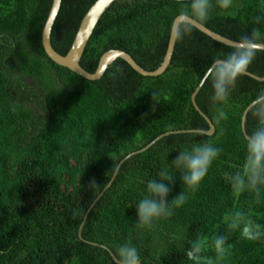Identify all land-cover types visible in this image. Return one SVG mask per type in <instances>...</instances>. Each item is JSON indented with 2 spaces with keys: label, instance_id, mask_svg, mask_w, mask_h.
Returning a JSON list of instances; mask_svg holds the SVG:
<instances>
[{
  "label": "trees",
  "instance_id": "trees-1",
  "mask_svg": "<svg viewBox=\"0 0 264 264\" xmlns=\"http://www.w3.org/2000/svg\"><path fill=\"white\" fill-rule=\"evenodd\" d=\"M50 1L0 0V264H118L106 248L117 258L125 244L136 248L139 264H196L185 256L195 240L205 248L199 264H264V235L244 239L225 219L242 212L264 233V184L237 195L230 179L242 171L246 156L241 111L264 91V79L241 75L222 102L211 100V81L203 80L194 101L211 120L212 133L161 134L207 129L189 94L212 60L234 46L192 26L190 34L175 39L161 73L140 74L116 57L98 78L86 79L42 50L40 29ZM92 1L60 0L49 33L54 50L66 51ZM211 2L209 18L200 23L234 40L256 30L264 43V0H232L227 9ZM188 4L111 1L79 64L91 72L101 52L118 48L153 69L172 18L188 11ZM246 71L264 74V50ZM220 111L226 118H219ZM256 127L247 110L245 132L250 136ZM203 143L220 151L191 191L171 162L179 151ZM161 171L174 178L166 200L180 192L187 199L171 216L139 227L135 205L147 194V182L161 179ZM217 235L226 237L223 258L215 251Z\"/></svg>",
  "mask_w": 264,
  "mask_h": 264
},
{
  "label": "clouds",
  "instance_id": "clouds-1",
  "mask_svg": "<svg viewBox=\"0 0 264 264\" xmlns=\"http://www.w3.org/2000/svg\"><path fill=\"white\" fill-rule=\"evenodd\" d=\"M232 0H216L221 9L230 7ZM212 8L211 0H189L188 11L181 13L189 21L204 22L209 18ZM192 24L182 22L173 30V37L182 40L184 35L190 34ZM260 33L253 30L248 35L240 37L234 45V50L223 58H216L204 69L203 78L210 79L212 87L211 100L213 102L226 101L230 91L235 87L237 78L243 75L251 64L258 51L264 50L259 43ZM156 93L153 92L152 97ZM257 120V127L246 140V156L242 171L232 174L230 179L232 187L237 195L246 188L256 190L257 186L264 184V91L259 93L250 103L248 109ZM219 118H226V113L219 112ZM219 149L209 143L195 144L189 150L179 151V154L171 162V166L182 173V183L191 191H195L202 179L207 174L208 168L219 155ZM160 180L147 182V194L135 205L137 224L139 227H150L154 221L161 217L172 215L173 207L182 206L187 197L179 193L170 202L166 200L171 191L170 184L173 177L166 171L160 172ZM168 181V184L163 183ZM94 182V181H93ZM230 230L240 229L241 236L247 240H258L264 233L261 226L247 220L242 212H235L231 217H226ZM226 237L217 235L214 240V247L219 258H223ZM205 251L204 244L195 240L185 250V256L196 264H199L202 252ZM118 264H138L140 257L136 248L125 244L120 246L117 252ZM208 264H212L209 260Z\"/></svg>",
  "mask_w": 264,
  "mask_h": 264
},
{
  "label": "water",
  "instance_id": "water-1",
  "mask_svg": "<svg viewBox=\"0 0 264 264\" xmlns=\"http://www.w3.org/2000/svg\"><path fill=\"white\" fill-rule=\"evenodd\" d=\"M111 1H113V0H93L88 5V7L84 11V13L82 14V16L78 22V25L76 27V30L74 32V35L72 37V40H71L68 48L66 49V51L63 54H61V53H59L53 49V47L50 44V40H49V33H50L51 25H52V22L56 16V13H57V10H58L59 4H60V0H51L49 8L47 10V13L45 15V18L43 20V23H42V26L40 29V43H41L42 50L44 51L46 56L50 60H52L54 63L65 66L68 69H70L71 71H73L74 73H76V74H78V75H80L86 79L98 78L102 74V72L104 71L106 66L116 57H120L121 59H123L133 70H135L136 72H138L140 74L156 75V74L161 73L169 62L170 55H171L173 45H174V41H175V38L173 37V30L180 22L191 23L192 26H194L196 29L200 30L202 33L206 34L210 38H212L218 42H221L223 44L234 46L239 41V40H234V39L228 38L226 36H223V35L215 32V31L209 29L208 27H206L205 25H203L200 22L189 21L187 17L182 16L181 13H178L171 20L169 32H168V37H167V41H166V45H165V49H164L162 58H161L160 62L153 69L143 68L141 65H139L130 56V54H128L126 51H124L122 49L108 48V49H106L100 53L94 69L91 72H89L80 66L78 60L80 58V55H81L83 48H84V45H85V43H86V41H87L91 31H92L93 26L96 23L98 17L100 16L102 11L106 8V6ZM259 43H261V45L264 46L263 42H259ZM244 74H247V75H249V76H251L257 80H263L264 79V74L256 75V74H253L249 71H245ZM203 80H204V78H203V74H202L201 77L199 78V80L197 81V83L195 84V86L193 87V89L191 90L190 94H189V101H190L192 107L204 117V119L207 123V126H208L207 129H200V128L173 129L170 131H165L161 134H166L169 132H179V131H198V132H203L206 134L212 133L214 127H213L211 120L198 108L197 104L194 101V96H195L197 90L199 89L201 83L203 82ZM252 100H250L244 106V108L242 109L241 114H240V122H239L240 130H241L244 138H246V139H247V137H249V135L245 132V129H244V119H245V115L247 113V110L249 109V105H250ZM161 134H159L158 136H160ZM158 136H156V137H158ZM143 148L144 147H141V149H143ZM132 152L126 153L123 158L127 157ZM84 217H85V215H83L82 218L84 219ZM81 223H82V221L80 222L78 229H77L78 237H80ZM103 247H105V246H103ZM106 249L109 252L112 259L114 261L118 262V259L113 255V253L108 248H106ZM138 264H139V262H138Z\"/></svg>",
  "mask_w": 264,
  "mask_h": 264
},
{
  "label": "bare ground",
  "instance_id": "bare-ground-1",
  "mask_svg": "<svg viewBox=\"0 0 264 264\" xmlns=\"http://www.w3.org/2000/svg\"><path fill=\"white\" fill-rule=\"evenodd\" d=\"M93 32V31H92ZM51 34V33H50ZM87 44V43H86ZM83 54V53H82ZM81 66V65H80Z\"/></svg>",
  "mask_w": 264,
  "mask_h": 264
}]
</instances>
